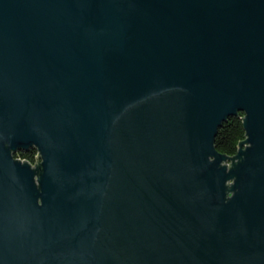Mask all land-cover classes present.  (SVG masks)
Returning a JSON list of instances; mask_svg holds the SVG:
<instances>
[{
    "label": "water",
    "instance_id": "95a60500",
    "mask_svg": "<svg viewBox=\"0 0 264 264\" xmlns=\"http://www.w3.org/2000/svg\"><path fill=\"white\" fill-rule=\"evenodd\" d=\"M0 264H264V0H0Z\"/></svg>",
    "mask_w": 264,
    "mask_h": 264
},
{
    "label": "trees",
    "instance_id": "16d2710c",
    "mask_svg": "<svg viewBox=\"0 0 264 264\" xmlns=\"http://www.w3.org/2000/svg\"><path fill=\"white\" fill-rule=\"evenodd\" d=\"M243 112L229 116L224 120L217 129L213 145L216 151L227 157H233L238 149L239 142L246 139V131L243 126ZM13 158L24 160L30 164L36 162V151L29 147L26 150H16L12 153Z\"/></svg>",
    "mask_w": 264,
    "mask_h": 264
},
{
    "label": "built area",
    "instance_id": "2783aa9c",
    "mask_svg": "<svg viewBox=\"0 0 264 264\" xmlns=\"http://www.w3.org/2000/svg\"><path fill=\"white\" fill-rule=\"evenodd\" d=\"M21 161H24V160H21ZM237 160H234L233 159V163H235ZM38 158H37V152H36V162H34V163H32V164H30V167H32V168H34L37 164H38ZM231 163H232V160L230 159V160H227V161H225V162H223V164L226 166V168L227 169H230V167H232V165H231ZM231 182L232 181H228V183H227V185L229 186L230 184H231Z\"/></svg>",
    "mask_w": 264,
    "mask_h": 264
}]
</instances>
